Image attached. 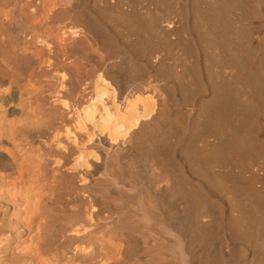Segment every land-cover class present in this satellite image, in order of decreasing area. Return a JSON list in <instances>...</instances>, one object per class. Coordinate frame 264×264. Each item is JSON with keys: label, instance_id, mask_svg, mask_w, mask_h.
<instances>
[{"label": "bare ground", "instance_id": "6f19581e", "mask_svg": "<svg viewBox=\"0 0 264 264\" xmlns=\"http://www.w3.org/2000/svg\"><path fill=\"white\" fill-rule=\"evenodd\" d=\"M0 264H264V0H0Z\"/></svg>", "mask_w": 264, "mask_h": 264}]
</instances>
